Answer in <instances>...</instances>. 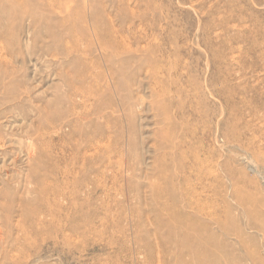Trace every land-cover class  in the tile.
<instances>
[{
    "label": "rangeland",
    "instance_id": "obj_1",
    "mask_svg": "<svg viewBox=\"0 0 264 264\" xmlns=\"http://www.w3.org/2000/svg\"><path fill=\"white\" fill-rule=\"evenodd\" d=\"M0 264H264V0H0Z\"/></svg>",
    "mask_w": 264,
    "mask_h": 264
}]
</instances>
